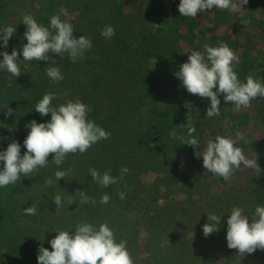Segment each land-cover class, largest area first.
<instances>
[{
	"label": "trees",
	"instance_id": "1",
	"mask_svg": "<svg viewBox=\"0 0 264 264\" xmlns=\"http://www.w3.org/2000/svg\"><path fill=\"white\" fill-rule=\"evenodd\" d=\"M25 1L0 0V28L8 25L9 13L16 9L17 5L24 4ZM41 1L46 2V5H43L44 15L39 18L43 20L42 25L47 27H50V18L53 15H59L62 21L73 22L74 20H68L69 17L72 18L73 12L83 15L92 14L91 21L93 22L88 25L94 32L89 37L93 47L85 53L82 60L77 59L76 62H73L67 54L63 57L53 55L52 59L55 63L32 61V70L28 75L22 77H3V69H0V151L6 150L8 144L15 140L21 144V155H23V141L29 131L26 125L32 120H36L37 123H46L51 118L50 113L47 116H41L35 111V105L46 93L56 94L57 98L52 101L54 107L64 104L67 100L79 99L91 109L88 119L94 120L98 126L112 134L108 141L97 142L84 154L79 152L68 154L63 164L68 166L69 163H72L73 168L64 179L56 181L55 172L58 170L54 166L51 172L33 173L29 177L22 176L21 182L0 188V264H37L39 247L43 245L51 250L50 244L45 243L43 239L30 238V245L27 247L29 250L22 251L18 238L19 222L28 221L42 225L49 241L56 235V230L74 232L75 227L80 223H92L98 228L101 223L107 222L114 231L117 242L126 241L127 247L134 242L133 235L129 232L131 226H143V229L149 231L151 237H158L159 229L168 223L170 228L175 227L177 218L174 217L178 206L177 204H159L160 184L154 182L150 195L154 193L155 198L152 201L149 200L147 204L151 207L152 203L153 207H148L146 210L140 205L147 203L145 196H141L143 190L133 183L132 178H128L126 175L121 178L124 174L122 169L126 168L127 162L133 161L136 155L146 153L143 149L151 148L170 130L176 129L178 133L183 130L187 132L188 120L196 128L210 106V100L192 94L191 99L188 97V100L183 101L185 103L174 99L171 104H166L173 108L178 104V111L169 114L167 124L164 127L160 125L162 129H156L154 136L143 139L141 142L137 137L134 142H117V136L120 133L117 129H123L121 132H125L126 124L122 120V125L115 129L110 121L122 119L117 118V115L125 105L128 110H130L129 104H133V109H136V106L148 105L144 94L156 87L150 84L146 85L142 79L143 74L147 70L153 69L164 71L169 78H173L179 70V66L184 62L176 58L175 62L167 59L161 54L162 47L157 44L158 41L155 39L148 41L147 35L144 33L135 35L133 44L126 42L125 37L134 30L131 20H127L126 16V14L131 15L132 11L127 13L126 7L130 6L135 9V0H70L72 2L70 5L64 0H58L59 2ZM72 8L74 11L71 10ZM22 11L26 10L24 11L22 8ZM65 13L72 16L65 17ZM14 24L21 28V30L18 28L14 34L17 43H19L22 39V30L25 31V27L16 21ZM106 25H111L115 29V35L111 40L100 34ZM14 44L16 43L12 41L7 46L14 49ZM2 45L3 42L0 40V53L12 50H6ZM167 46L175 48L171 43H168ZM130 48L133 51L126 59L118 53L119 51L128 53ZM262 55L263 52L261 54L258 52L257 58L244 54L239 57L235 71L241 82H246V77L252 75L254 79L264 83V57ZM135 57H142L143 61H138L135 68L132 65L127 66L126 62ZM2 59L3 56L0 55V60ZM53 66L59 67L64 77L58 83H53L44 71L46 67ZM116 79L121 82L117 86L114 85ZM102 98L108 102L109 108L106 113L98 114L96 110L98 107L93 104L99 103L100 105L103 103ZM219 99L224 102L222 94ZM257 99H260L257 104L262 106L259 112L263 116L257 119L263 122L261 129L264 130V98ZM154 100H158V98L155 97ZM7 108L13 109L12 115H5ZM114 108L115 111H113ZM183 135L188 136L187 134ZM258 145L255 147V153L261 152L258 153L259 161H261L264 148ZM125 146L127 148L124 151L122 147ZM104 153L109 154L103 157ZM2 166V162H0V168ZM90 168L97 169L101 174L110 170L109 174L117 178V183L108 187L100 186L90 176ZM251 173L247 179L248 186L238 189L230 188L224 192H227L226 195H218L219 198L225 197L226 205L223 206L222 213L226 217L230 215L234 206L243 208L244 214L249 217L252 216L257 206H264V172L258 174L253 170ZM49 179L53 180V186L46 185V181ZM78 190L84 191L92 197L94 202L81 204ZM121 192L124 193L123 199L119 195ZM57 194L61 195L63 200V207L59 210L56 209L53 202V198ZM103 194L110 196V201L106 204L99 202ZM150 195H148L149 198L152 197ZM216 198V195L211 197L212 202L206 207L207 214L214 213L216 210L212 205ZM69 199L75 200V202L69 205ZM33 204L37 205V214L24 215L23 209ZM126 211L131 212V215L128 216ZM205 223H208L207 219ZM199 231L203 234V224L199 227L198 221L194 217H189L185 222L184 235L179 237L174 234L170 237L174 249H178V245H182L203 251L201 248L206 242L204 237L200 236ZM44 239L46 240V238ZM219 243L229 249L226 238L219 240ZM172 249H169L168 257L174 263L179 264L180 261L183 262L182 264L194 263L195 258L192 257L190 249L181 251L179 248L178 252ZM157 263L159 264V262Z\"/></svg>",
	"mask_w": 264,
	"mask_h": 264
},
{
	"label": "rangeland",
	"instance_id": "2",
	"mask_svg": "<svg viewBox=\"0 0 264 264\" xmlns=\"http://www.w3.org/2000/svg\"><path fill=\"white\" fill-rule=\"evenodd\" d=\"M64 1H67L68 5L72 3L70 0ZM179 2L180 0H135V9L127 6L126 12L130 13L132 11L131 15L126 14L127 20H131L134 30L130 31V34L125 37L126 42L133 44L135 35L144 33L147 35L148 41H151V39L158 41L157 44L162 47L161 54L172 62H175V58L186 62L191 51H203L205 44L218 46L220 41L226 42L238 58L242 54L255 58L258 52L259 54L263 52L262 57H264V0H249L248 4L242 5L239 11L236 12L213 8L198 13L195 19L180 16L178 11ZM234 2L238 3L239 0H234ZM43 5H46V2L41 0H26L21 6L17 5L16 9L9 13L6 27L12 26L17 30L19 25L14 24L16 21L21 23L26 31V26L22 22V17L25 14H31L38 23L42 24L43 20L40 18L44 15L45 8ZM21 7L26 11L23 12ZM71 10L74 11L73 8ZM65 15V17L72 16L68 13H65ZM72 18L69 17L68 20L74 21L68 22L73 25L74 35L77 38L80 35L89 38L94 34L88 25L93 22L91 21L92 14L83 15L73 12ZM25 31L22 30V39L19 43H17L14 35L8 41V43L12 41L16 43L14 46L17 51H21L23 44L27 43L24 39ZM168 43L174 44L175 48L168 47ZM5 49L9 50L12 47L7 46ZM12 50L8 53L11 54ZM132 51L133 49L130 48L128 53H126L127 51H119L118 53L126 59ZM19 59L18 64L21 69L19 77L26 76L32 70V62L23 61L22 55ZM140 60L143 61V58L135 57L128 60L126 64L135 68ZM2 71L3 77H15L4 69ZM142 79L146 85L150 84L156 87L151 90L152 92L148 90L144 94V99L149 103L148 105L136 106V109H133V104H129L130 110L125 105L117 115V118L122 119L110 121L115 129H117V126L122 125V120L126 124L125 132H121L123 129H117L120 132L117 136V142H134L136 137L141 142L143 139L154 136L156 129H162L167 124L169 114L177 112L179 109L178 104L173 108L170 107L171 105L168 107L166 103L171 104L174 99L183 102L188 100V97L192 98V95L186 89H183L182 82L176 76L169 78L164 71L149 69L143 74ZM120 83V80L116 79L114 85L117 86ZM155 97L158 100H154ZM259 100H253L250 107L241 108L239 111H236L235 106L230 102L227 104L221 102L220 114L212 118L206 116V110L199 121V125L195 128L196 131L192 134L200 141V146L196 148L187 144L182 145L180 139L169 135V133L175 131L177 137H181L183 134H187L186 130L178 133L176 129H173L165 133L151 148L143 149L146 153L136 155L133 161L127 162L126 168L128 171L122 175V178L125 175L132 178L133 183L143 190L141 196H145L147 203L140 205L144 209L147 210L148 207H153L152 203L151 207L147 204L149 200L152 201L155 198L154 193L150 195L155 181V183L160 184L159 204H177L178 206L174 217L177 218L175 227L170 228L169 223L164 225L159 229L158 237H151L149 231L143 229L144 227L141 225L129 227L134 242L126 247L133 258L134 264H158L157 262L159 264H177L168 257L171 248L177 252L179 248L181 251L190 249L192 257L195 258L194 263L191 264H264V251L262 250L258 249L253 254L240 257L236 250L226 249L219 243V240H225L226 238L228 217L222 213L224 211L222 208L226 205L224 202L225 197L219 198L218 195H226L227 192H224L230 188H244L254 169L244 168L242 165L241 169L236 170L231 179L226 181L206 172V169L203 168L202 156L199 158L195 156L196 151H202L207 140L214 139L217 135L236 139L237 134H240L244 139L238 140L236 146L243 150L247 158L255 159L261 153H255V147L259 144L258 146L264 148V130L261 129L263 122L257 119L263 117L259 112L262 106L260 107L257 104ZM145 101L143 100V103ZM102 102L100 105L99 103L93 104V106L98 107V109L93 107L98 114L106 113L109 108L105 99L102 98ZM113 111H115V108ZM198 114L200 115V113ZM109 133L111 136L112 132ZM183 137L190 138L186 135H183ZM106 141L108 139L100 142ZM125 148L127 146L122 147L124 151ZM23 151L25 152L26 149L24 148ZM108 154L104 153L103 157L108 156ZM260 160L258 158L257 163L262 173L264 172V152H262ZM54 166L57 170L67 171L68 173L73 168L72 163H69L68 166L63 163L57 166L52 161V155H50L47 166L34 173L51 172ZM148 195L152 197L149 198ZM214 195L217 196L212 204L216 208L214 213L221 216L219 231L210 234L208 237H205L199 231L200 236H203L206 242L201 248L203 251L182 245H178V249H174L170 237L174 234L179 235V237L184 235L185 222L189 217H194L198 221L199 227L202 224L204 225L207 219L206 207L212 202L211 197L213 198ZM125 213L128 216L131 215V212L126 211ZM18 238L22 251L29 250L27 247L30 245V238L43 239L45 243H49L44 227L28 221L19 222ZM195 260L198 262L196 263ZM182 263L180 261L179 264Z\"/></svg>",
	"mask_w": 264,
	"mask_h": 264
},
{
	"label": "clouds",
	"instance_id": "3",
	"mask_svg": "<svg viewBox=\"0 0 264 264\" xmlns=\"http://www.w3.org/2000/svg\"><path fill=\"white\" fill-rule=\"evenodd\" d=\"M249 0H180L178 11L180 16L195 19L200 12H206L213 8L239 11L242 5L248 4ZM22 22L26 26L22 50L13 49L11 54L7 51L0 53V69H4L16 78L21 75L18 61L22 55L23 61H45L55 63L53 55L63 57L67 54L73 62L83 59L85 53L92 47L90 38L74 35V27L67 21H62L59 15L50 18V27L37 22L31 14H25ZM51 29V30H50ZM0 40L6 48L9 39L16 32L12 26L0 28ZM100 34L108 39L115 35V29L106 25ZM238 56L224 41L218 42V46L205 44L203 51H191L187 61L179 66L175 76L182 82V86L189 94L210 100L206 116L212 118L220 114L222 94L224 102L231 103L235 110L248 108L251 102L257 98H264V83L253 78L246 77V82H241L235 71ZM152 70V69H150ZM47 77L58 83L64 79L59 67H46ZM55 93H46L35 105V111L41 116L51 114L46 123L30 121L26 125L29 129L23 141L26 151L21 155V144L15 140L8 144L6 150L0 151V188L21 182V177H29L40 168L47 166L49 156L52 161L60 166L68 154L79 152L84 154L94 144L110 138V133L98 126L94 120L88 119L90 107L80 101L67 100L64 104L54 107L52 101L56 99ZM186 106H188L186 104ZM13 109L7 108L6 116L12 115ZM187 119V116H186ZM196 131L191 121H187L188 139L177 137V133H169L173 138L181 140L182 145L187 144L193 148L200 146L198 138L192 134ZM244 137L237 134L236 139L217 135L209 139L202 151H196L197 158H203V168L212 175L230 180L236 170L244 168L254 169L261 173V168L255 159L247 158L243 150L236 146L238 140ZM71 171V170H69ZM127 168L122 169L126 173ZM90 176L102 187H108L117 183V178L110 175V170L101 174L97 169H89ZM67 171L55 172L56 181L64 179ZM122 178V176H121ZM47 186H53V180L46 181ZM81 204L94 202L92 197L84 191H77ZM121 199L124 193H119ZM110 201L108 194H103L100 203ZM56 209L63 207L61 195L53 198ZM75 200L69 199L68 204ZM37 205L23 209L24 215H36ZM208 223L203 225V235L218 232L220 229L221 216L215 213L207 214ZM56 235L49 241L51 250L39 247L37 264H134L133 258L126 247V241L117 242L114 231L107 222L101 223L97 228L92 223L84 222L75 227L74 232L68 230H56ZM227 247L234 249L240 257L253 254L258 249L264 251V206H257L251 217L244 214V209L234 206L227 219L226 232Z\"/></svg>",
	"mask_w": 264,
	"mask_h": 264
}]
</instances>
